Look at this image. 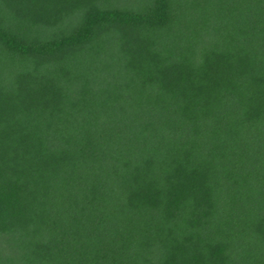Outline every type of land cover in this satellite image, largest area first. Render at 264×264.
<instances>
[{"label":"trees","instance_id":"trees-1","mask_svg":"<svg viewBox=\"0 0 264 264\" xmlns=\"http://www.w3.org/2000/svg\"><path fill=\"white\" fill-rule=\"evenodd\" d=\"M0 264H264V0H0Z\"/></svg>","mask_w":264,"mask_h":264}]
</instances>
